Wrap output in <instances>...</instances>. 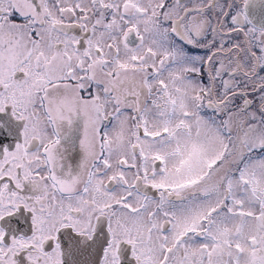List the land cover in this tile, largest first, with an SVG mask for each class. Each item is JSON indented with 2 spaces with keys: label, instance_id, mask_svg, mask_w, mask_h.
<instances>
[{
  "label": "snow or ice",
  "instance_id": "obj_1",
  "mask_svg": "<svg viewBox=\"0 0 264 264\" xmlns=\"http://www.w3.org/2000/svg\"><path fill=\"white\" fill-rule=\"evenodd\" d=\"M0 264H264V0H0Z\"/></svg>",
  "mask_w": 264,
  "mask_h": 264
}]
</instances>
